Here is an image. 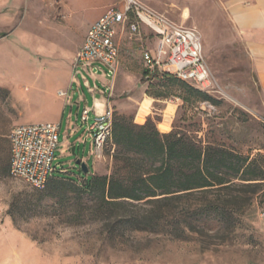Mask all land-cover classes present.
I'll use <instances>...</instances> for the list:
<instances>
[{
	"label": "rangeland",
	"instance_id": "1",
	"mask_svg": "<svg viewBox=\"0 0 264 264\" xmlns=\"http://www.w3.org/2000/svg\"><path fill=\"white\" fill-rule=\"evenodd\" d=\"M139 2L173 24L198 31L215 82L208 94L213 101L198 99L160 72L145 83L140 52L148 48L155 53L158 41L149 28L133 32L127 23L115 38L119 58L110 98L114 122H151L160 134H176L201 150L240 155L264 170V96L222 2ZM120 4L0 0V264H264V185L244 210L232 240L202 251L193 238L175 241L138 231L111 238L104 224L86 211L90 196L60 190L57 198H50L52 186L36 190L10 178L8 137L14 117L26 121L21 124L59 125L54 163L79 186L90 175L111 176L119 148L108 139L102 156L95 158L87 130L94 115L90 111L87 124L80 116L101 98L106 70L94 74L76 69L75 74L72 65L88 22ZM64 91L66 98L60 97ZM77 159L89 169L86 175Z\"/></svg>",
	"mask_w": 264,
	"mask_h": 264
},
{
	"label": "trees",
	"instance_id": "2",
	"mask_svg": "<svg viewBox=\"0 0 264 264\" xmlns=\"http://www.w3.org/2000/svg\"><path fill=\"white\" fill-rule=\"evenodd\" d=\"M161 75L198 99L213 101L209 93ZM111 130V144L119 148L111 176L90 175L79 186L58 171L47 183L54 188L48 197L57 198L60 190L90 196L86 211L111 238L151 232L175 241L193 238L202 251L232 240L244 210L264 185V170L254 160L210 147L201 150L176 134H160L151 122L137 126L113 119Z\"/></svg>",
	"mask_w": 264,
	"mask_h": 264
},
{
	"label": "built area",
	"instance_id": "3",
	"mask_svg": "<svg viewBox=\"0 0 264 264\" xmlns=\"http://www.w3.org/2000/svg\"><path fill=\"white\" fill-rule=\"evenodd\" d=\"M127 23L131 24L133 32H137L140 26L149 28L158 41L155 53L147 49L140 53L145 83L159 72H166L204 93L215 90V82L204 57L202 37L197 30L171 23L164 16L143 8L139 0H121L119 8H107L88 29L72 65L75 74L76 69L94 74L102 68L106 70L104 74L108 80L101 89L106 108L102 114L93 116L87 126L95 158L102 156L112 131L114 115L110 98L119 55L115 43L116 26H125ZM60 96L66 98L68 92H60ZM80 116L82 123L87 124L90 110H83ZM59 133V125L52 123L12 127L8 137L10 178L33 189L44 190L53 175L60 171L54 163Z\"/></svg>",
	"mask_w": 264,
	"mask_h": 264
},
{
	"label": "crops",
	"instance_id": "4",
	"mask_svg": "<svg viewBox=\"0 0 264 264\" xmlns=\"http://www.w3.org/2000/svg\"><path fill=\"white\" fill-rule=\"evenodd\" d=\"M217 1L222 2V7H224L225 9L226 15L233 23L234 32H235L234 35L235 41H239L241 44H243L245 46L246 51L248 52L251 64L254 69V73L257 77V81H259L262 95L264 96V0H217ZM104 13L105 12L100 14L99 17L96 18L90 24L88 22V26H87L88 28H86L85 34L87 33L88 29L92 26V24H94ZM124 27H125L124 25H117L116 35L120 30H123ZM85 34L82 38V42L78 47L77 51L82 47L84 43ZM115 43H116V39H115ZM146 49L149 50L148 48ZM149 51L151 53H154L151 50ZM117 64H118V59H117ZM105 84L106 81L103 83V85ZM56 97L60 98L62 96L60 97L56 96ZM105 108H106L105 100L101 96V98L96 99V101L93 102L89 110L91 109L90 111L93 113L92 115L96 116L102 114ZM30 112L31 110L27 111L26 116L30 114ZM24 122L26 121L14 117L12 120V127L19 125L43 123L42 122V123L21 124ZM45 123H50V122H45Z\"/></svg>",
	"mask_w": 264,
	"mask_h": 264
},
{
	"label": "water",
	"instance_id": "5",
	"mask_svg": "<svg viewBox=\"0 0 264 264\" xmlns=\"http://www.w3.org/2000/svg\"><path fill=\"white\" fill-rule=\"evenodd\" d=\"M71 151H72V154H75V147L74 146H73ZM75 164L77 166H79V169L82 172V174L86 175L88 173L89 169H87L86 164L84 162L80 161V159L75 160Z\"/></svg>",
	"mask_w": 264,
	"mask_h": 264
}]
</instances>
